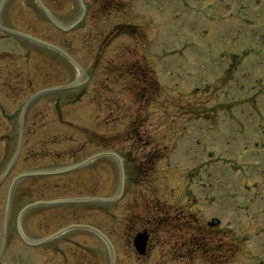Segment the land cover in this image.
Segmentation results:
<instances>
[{"label": "rangeland", "instance_id": "374dc122", "mask_svg": "<svg viewBox=\"0 0 264 264\" xmlns=\"http://www.w3.org/2000/svg\"><path fill=\"white\" fill-rule=\"evenodd\" d=\"M39 1L62 27L80 11L77 0ZM248 1L83 0L82 25L65 33L35 1H8L2 25L61 47L87 80L29 102L48 87L76 82V71L58 54L0 32V173L15 151L20 124L23 130L20 153L0 184V233L7 188L23 172L114 151L124 161L125 187L113 205L39 207L18 226L29 201L110 198L120 185L111 158L24 179L14 189L0 264H109L106 246L88 231L33 247L17 229L36 240L75 224L107 235L115 264H264V192L248 191L259 184L255 166L264 162V7L252 0L258 10L249 7L246 16L240 4ZM129 24L140 32L132 40L106 33L99 39L98 32L113 36L116 25ZM151 78L164 85V95H156ZM230 133L241 154L252 152L248 161L241 155L235 162L234 142L219 140ZM213 220L220 232L206 227ZM144 230L153 232V245L139 256L131 241ZM200 230L206 256L195 252L190 259L184 248Z\"/></svg>", "mask_w": 264, "mask_h": 264}, {"label": "water", "instance_id": "95a60500", "mask_svg": "<svg viewBox=\"0 0 264 264\" xmlns=\"http://www.w3.org/2000/svg\"><path fill=\"white\" fill-rule=\"evenodd\" d=\"M39 4V3H38ZM39 6H40V4H39ZM40 8H41V6H40ZM80 8L82 9V11H84V8L82 7V5H81V3H80ZM42 9V8H41ZM81 16H82V14H81ZM80 16V17H81ZM42 44V43H41ZM44 45V44H43ZM11 191V190H10ZM6 223V220H5V214H4V224Z\"/></svg>", "mask_w": 264, "mask_h": 264}, {"label": "bare ground", "instance_id": "6f19581e", "mask_svg": "<svg viewBox=\"0 0 264 264\" xmlns=\"http://www.w3.org/2000/svg\"><path fill=\"white\" fill-rule=\"evenodd\" d=\"M82 78H81V75H77V81H76V83H78L80 80H81Z\"/></svg>", "mask_w": 264, "mask_h": 264}, {"label": "trees", "instance_id": "16d2710c", "mask_svg": "<svg viewBox=\"0 0 264 264\" xmlns=\"http://www.w3.org/2000/svg\"><path fill=\"white\" fill-rule=\"evenodd\" d=\"M131 32H132V31H130V34H132Z\"/></svg>", "mask_w": 264, "mask_h": 264}]
</instances>
